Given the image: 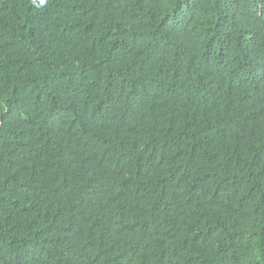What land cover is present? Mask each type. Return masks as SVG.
<instances>
[{"label": "trees", "instance_id": "16d2710c", "mask_svg": "<svg viewBox=\"0 0 264 264\" xmlns=\"http://www.w3.org/2000/svg\"><path fill=\"white\" fill-rule=\"evenodd\" d=\"M0 264H264V0H0Z\"/></svg>", "mask_w": 264, "mask_h": 264}]
</instances>
